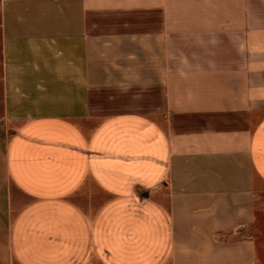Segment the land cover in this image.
I'll return each mask as SVG.
<instances>
[{
    "label": "crops",
    "instance_id": "obj_1",
    "mask_svg": "<svg viewBox=\"0 0 264 264\" xmlns=\"http://www.w3.org/2000/svg\"><path fill=\"white\" fill-rule=\"evenodd\" d=\"M264 0H0V264H264Z\"/></svg>",
    "mask_w": 264,
    "mask_h": 264
},
{
    "label": "rangeland",
    "instance_id": "obj_2",
    "mask_svg": "<svg viewBox=\"0 0 264 264\" xmlns=\"http://www.w3.org/2000/svg\"><path fill=\"white\" fill-rule=\"evenodd\" d=\"M258 241H259L260 251H261L262 257L264 258V238L260 237V239Z\"/></svg>",
    "mask_w": 264,
    "mask_h": 264
}]
</instances>
